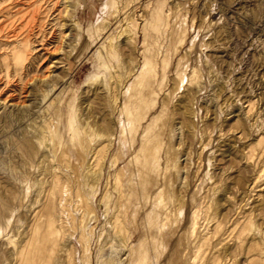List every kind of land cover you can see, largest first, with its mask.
Returning <instances> with one entry per match:
<instances>
[{"label": "rangeland", "instance_id": "obj_1", "mask_svg": "<svg viewBox=\"0 0 264 264\" xmlns=\"http://www.w3.org/2000/svg\"><path fill=\"white\" fill-rule=\"evenodd\" d=\"M73 1L77 8L72 14L68 6ZM159 12L161 33L154 30ZM27 18H49L45 35L51 30L68 34L60 26L73 25L72 39L80 54L68 60L54 51L58 41L47 36V46L34 44L35 61L21 75V84L12 63L4 61L12 49L0 36V264H21L18 253L32 247L36 227L43 232L50 215L58 231L51 264H126L129 247L140 241L149 264H184L180 252L195 209L200 211V231L221 225L223 246L235 251L230 264H264V191L251 190L264 170V153L259 160L245 157L264 139V0H0V30L25 26ZM111 44L120 45V60L108 57L105 48ZM99 53L109 69H101L99 79L87 83L97 73ZM151 54L156 59L155 95L147 106L131 108L139 119L134 125L115 110L121 101L112 102L134 82V76L127 77L132 63H140V74L145 56ZM56 76L69 88L52 106L48 100L36 106L42 99L35 97L34 88ZM12 105L28 106L31 116L2 123ZM58 110L62 126L76 110L99 134L89 166L101 179L86 180L87 188L94 187L89 189L90 215L72 180H66L68 169L44 158L38 147L29 155L21 143L26 135L36 143L40 126ZM155 146L160 176L140 177ZM171 149L177 162L169 160ZM179 170H185L183 177ZM56 171L59 180H53ZM118 173L125 174L122 183L138 188L128 217L121 211ZM55 184L68 188L71 197ZM224 189L226 203L217 209ZM49 201L55 206L52 212ZM181 201L182 209L177 207ZM160 204L173 213L157 225L154 238L153 222L146 217ZM134 213L135 223L130 218ZM68 215L85 221L84 237ZM243 227L239 249L236 241ZM247 245L252 246L245 256ZM43 262L36 255L34 264Z\"/></svg>", "mask_w": 264, "mask_h": 264}, {"label": "bare ground", "instance_id": "obj_2", "mask_svg": "<svg viewBox=\"0 0 264 264\" xmlns=\"http://www.w3.org/2000/svg\"><path fill=\"white\" fill-rule=\"evenodd\" d=\"M70 3V2H69ZM70 13H74L76 10V3L69 4L68 6ZM71 14V15H72ZM163 14L162 12L157 13V22L154 25V30L158 33L163 31L162 23ZM49 18H27L25 26H22L18 29H1L0 36L9 42V47L12 49L10 55L4 60L7 64L9 61L13 65L14 76H19L20 83H24V79L21 75L26 74V70L30 67L33 62L34 53L36 52L35 43L39 46L45 45V39L47 36L50 37L51 41H58L56 46L53 48L54 51H59L63 53V56L68 60L76 58L80 54V49L78 45L72 39V33L74 26L61 25L62 28L67 29L68 34L63 33L62 31H53L48 35L43 34V28L46 24V21ZM38 30L37 34H34V31ZM36 37L39 39V42H34L32 39ZM36 39V40H37ZM129 38L124 42L128 44ZM50 41V40H49ZM123 43V44H124ZM49 47L51 44L48 45ZM120 45H109L105 50L108 53L110 59L120 60L119 49ZM45 49V48H42ZM123 53V52H122ZM99 64L97 65V73L90 75L87 78V83H92L99 79V72L101 69H109V66L102 62L101 54H98ZM35 61V60H34ZM155 57L151 54L145 56L144 63L140 74L138 70L140 69V63L133 62L131 70L128 72L127 77L134 76V82L127 85L120 91V98H116L112 103L115 105L117 101H121V106L116 107L115 110H118L120 115L126 116L131 123L136 125L139 123V119L134 117V114L131 112V108L137 110L139 107L147 106L153 99L155 92L153 90L155 80L157 78L156 67H155ZM57 65H61L62 62H57ZM195 76V72H193ZM113 78V77H112ZM185 78L183 77L182 80ZM70 84L64 82L61 77L52 78L50 81L42 80L41 84L34 88L35 97L42 99L41 102L36 103V106L43 105L47 100L50 102L49 106H52L54 103L58 102L61 98L63 91L69 88ZM105 87L108 88V85L105 84ZM39 98H35L34 101H37ZM40 103V104H39ZM47 109V108H46ZM32 114L31 108L28 106L17 107L16 105L8 106V109L5 111L4 118L2 123L5 121V124H10L11 122H21L22 120L30 117ZM61 115L62 111L58 110L52 118L46 122L39 129L40 138L37 139V142L34 143L31 138L26 135L21 141L22 146L27 150L28 154L31 155L33 150L37 147L40 150L45 152L44 158L52 159L53 163H58L60 166H64L68 169V175L66 180H72L70 184L76 187L77 197L86 210L87 214H93L92 203L89 199V189L94 191V187L87 188L86 180H100L101 174L92 172L91 167L89 166V156L93 147L94 151L97 150L99 146L94 144L95 139L98 138L99 134L94 132L88 125V118L84 114L78 116L77 111L73 110L69 116V120L66 126L61 124ZM1 123V122H0ZM113 124V123H112ZM66 133V135H65ZM110 146H112L113 140L110 141ZM256 149L250 148L245 155L247 160L253 161V159L259 160L261 155L264 153V139L261 138L258 140ZM259 150H258V149ZM150 151V150H149ZM258 151V152H257ZM257 152V153H256ZM169 160L176 159V152H168ZM173 156V157H172ZM159 157V147L155 146L154 150L149 152L148 157L140 170L141 176L149 175L150 177L160 176L161 168L159 167L158 162ZM180 160V159H179ZM51 162V161H50ZM175 162V165H176ZM118 159L114 160V164L117 165ZM0 161V168L2 166ZM59 170V169H58ZM263 172L259 171L258 175L255 178L254 184L252 186V191L255 192L257 189H261L260 192L264 191V183L261 184L260 180L263 178ZM185 170L177 171V175L183 177ZM53 180H59V173L56 171L52 175ZM125 174L118 173L115 175V180L119 186V191L121 196L124 198V202L121 207L123 216L129 214V210L133 204V198L136 196V189L128 184L122 183ZM187 179V178H186ZM130 180V179H128ZM182 180H185L183 178ZM54 187H61L59 184H55ZM61 191L65 194L66 197H71L72 193L66 187H61ZM217 192L215 191V194ZM228 190L224 189L220 199L216 200L215 206L221 208L226 203V194ZM260 197V196H259ZM224 202V204H222ZM50 206L48 210L52 212L55 209V206L52 201H49ZM184 206V203L181 201L177 207ZM178 209L174 212L176 214ZM184 212V209L183 211ZM173 210L165 207H161V204L152 209V211L147 215V219L153 222L151 231L153 236L157 235V225L161 221L167 222L172 216ZM71 220L73 227L80 226L81 236L84 237V232L86 225L85 221L81 220L79 223L75 220L74 216L68 215ZM132 222L135 223V213L130 217ZM164 219V220H163ZM190 224L186 231V243L180 255L184 258V264H230L231 258H233V253L235 252L231 247H224L225 242L224 234L222 232L221 225H216L212 230L207 229L205 231L201 230L200 225V211L198 209L193 210L190 218ZM44 231H40V227L37 226L34 231V236L32 238L31 248L28 250L18 253L22 261L21 264H34V259L36 255H41L45 258L43 264H51L54 257V252L57 246V234L58 231L55 227V221L50 215L47 221L43 225ZM232 231L236 230V226H232ZM244 227L240 230L237 236L236 244L237 248L241 249L242 247V238L244 235ZM52 247V251L48 250L47 247ZM252 245H247V247L242 250L244 255L249 254V250ZM33 248V249H32ZM126 264H149L148 262V253L146 246L142 245L140 241L138 245L130 246L127 254V263Z\"/></svg>", "mask_w": 264, "mask_h": 264}]
</instances>
